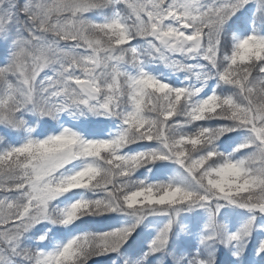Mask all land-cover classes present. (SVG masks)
<instances>
[{"label": "snow or ice", "instance_id": "snow-or-ice-1", "mask_svg": "<svg viewBox=\"0 0 264 264\" xmlns=\"http://www.w3.org/2000/svg\"><path fill=\"white\" fill-rule=\"evenodd\" d=\"M0 129V264H264V0H0Z\"/></svg>", "mask_w": 264, "mask_h": 264}, {"label": "rangeland", "instance_id": "rangeland-1", "mask_svg": "<svg viewBox=\"0 0 264 264\" xmlns=\"http://www.w3.org/2000/svg\"><path fill=\"white\" fill-rule=\"evenodd\" d=\"M230 38V37H229ZM158 71L163 73L166 72L167 70L163 68V66H159ZM174 79V77H173ZM38 128V125H34ZM49 127H51V122L49 123ZM6 130L4 129H0V136L4 135V132ZM94 230H100L103 228H106L107 225L106 224H101V225H92L91 226ZM146 237V233H141L139 236H135V246H134V250H138L139 247L141 246V243L144 241ZM219 259L221 262H223L225 260V255L224 253L219 254ZM89 264H111V257L110 256H98V257H93L90 261Z\"/></svg>", "mask_w": 264, "mask_h": 264}]
</instances>
